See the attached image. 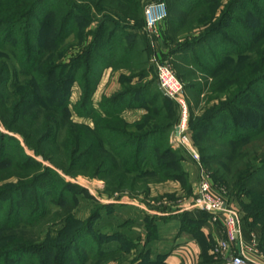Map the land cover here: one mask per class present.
I'll list each match as a JSON object with an SVG mask.
<instances>
[{
  "label": "trees",
  "instance_id": "1",
  "mask_svg": "<svg viewBox=\"0 0 264 264\" xmlns=\"http://www.w3.org/2000/svg\"><path fill=\"white\" fill-rule=\"evenodd\" d=\"M102 1L115 4L127 20H144L145 0H0V123L7 130H0V172L24 179L43 169L30 181L0 189V235L9 238L0 244V264H71L74 243L89 237L85 227L82 234L78 230L63 243L36 244L25 239L22 232L38 227L47 211L48 200L40 193L50 195L58 204L65 198L59 187L65 182L57 178L53 168L42 167L34 156L28 155L25 147L69 176L84 174L89 164L93 166L90 177L101 180H107L110 174L129 180L131 174L129 189L138 192L148 190V183H136L146 178H152L153 183L182 181L186 177L180 166V151H174L169 144L174 122L164 105L156 100L145 103L144 99L143 103L132 105L145 109V113L133 124L136 129L128 131L130 126L121 116L124 107L119 103L129 91L103 98L97 109L93 106L98 69L116 66L118 63L112 59L120 48L118 56L125 62L135 47L133 40L127 42L131 34L124 29L129 26L103 11L99 7ZM222 1L166 0L170 31L184 25L195 12L214 6L205 22L208 26L199 37L182 45L178 56L191 53L184 60L187 66L195 67L203 79L210 77L212 86L220 87L218 104L191 126L204 136H194L201 164H214L211 169L218 180L225 176L224 172L219 174L222 167L230 174L226 170L229 157L238 155L247 144L264 141V0H227L220 10ZM91 11L103 15L89 32L93 39L85 54L62 61L57 48L80 27L84 30L89 25ZM76 17L81 19L79 25ZM211 41L210 46H205ZM196 50L201 55L192 53ZM74 83L79 85L81 95L71 105ZM202 86L193 83L186 89L201 92ZM159 91L158 101H169L160 88ZM74 116L90 120L93 126L75 122ZM143 125L146 126L140 128ZM247 167L234 179L237 195L259 192L264 198V145L259 164ZM51 175L57 181L48 182ZM248 206L251 212L246 217L256 220L264 215ZM100 250L92 261L119 252ZM80 260L78 264L88 261ZM136 264L161 261L152 263L143 258Z\"/></svg>",
  "mask_w": 264,
  "mask_h": 264
},
{
  "label": "rangeland",
  "instance_id": "2",
  "mask_svg": "<svg viewBox=\"0 0 264 264\" xmlns=\"http://www.w3.org/2000/svg\"><path fill=\"white\" fill-rule=\"evenodd\" d=\"M153 1L155 0H145L143 17L145 7L148 3ZM156 1L163 2L166 7V0ZM226 3L227 0L221 2L220 10L223 9V6ZM99 7L101 9L103 8V11L116 15L118 20L129 26L124 29L131 34L128 37L127 42H132L133 40V42H135V47L133 49L134 53H132L131 57L128 60H125V62L120 61L121 58L118 56L120 50H122V48H120L117 56H114L112 59L113 62L118 63L116 66L98 69L99 79L92 96L93 106L97 109L98 103L103 98H110L114 94L129 91V95L119 103V105H123L124 107L121 114L122 118L123 112L126 111L130 113V115L127 113V118H123L130 126L126 129L128 131L136 129L133 124L138 122L141 118L133 119L135 117H132V114L136 116L135 109H142L145 111L143 108H135V106L133 107L132 105H137L144 101L145 103L152 102L153 100H156L159 105H164L165 111L171 115L174 122L169 135V144L174 151H180V166L186 177L184 175L185 178H183L182 181L173 180L153 183H151L153 180L152 178H146L137 181L136 183L141 186L148 183L146 184L148 190L144 191L145 189H142L138 192V190L135 191L129 189V185L132 182V178H130V176H132L131 174L128 176L129 180L124 179L123 181L121 178H117L114 174H110L107 180L90 177L92 176L90 175L92 173V164H89L84 174L69 176L63 173L61 169L54 167L50 162L41 157H36L33 151L25 147L22 139L18 136L17 138H19L25 147L28 155L34 156L37 161L41 163L42 167L49 166L53 168L58 174L57 178L65 182L63 183L65 185L61 184L59 186L60 190L65 193V198L63 199L65 203H55L52 201L50 195H48V198L46 194L40 193V197L48 200L47 211L43 214V221L38 227L33 229L26 228L22 232L25 239L36 244L49 242L63 243L66 241L68 235H71L78 230L80 231V234H82L84 230L83 228L86 227V231L88 232L87 235L89 237H82L79 241L74 243L72 253L74 260L71 264H78V262L81 261L80 259H88L85 264H133L132 252H135L138 249L144 250L145 246L137 245L135 232L129 230L132 222L127 220L123 223V221L126 219V216L138 219L140 216V210H138V207H122L118 202L126 201V199H128L134 203L138 202L141 204V207H144V209L156 208L157 210H163V212L171 214L175 212V208L179 209L187 204L188 208L192 207L191 204L194 198L195 185L194 187L192 186L189 176L186 173V168L189 166H195L198 168L199 172L204 170L208 175H211L209 178L212 182L213 191L224 194L226 198H228L229 204L233 206L239 216L246 217L248 212H251L250 207L248 206L249 204L251 207H255L257 212L264 213V198L258 195L259 192H253L251 196L237 195V186L235 185L237 181H234L235 177H239L242 171H247V166L250 165L253 167L259 164L264 141L258 140L245 145L240 153L235 155L232 159L228 156L230 162L228 163L229 165L226 170H228L230 174L227 175L224 168L221 166L222 168L220 169L221 171L219 174L222 175L224 172L225 176L224 179H219L220 181L213 175V170L211 168L215 166L214 164L211 165V167H205L201 164L202 157L195 144V134H198L202 139H204V136H202V131H196L192 129L191 126L192 124L199 122L200 118L208 116V113L207 115H204L206 111L208 112L209 109H213V107L218 104L219 95L217 90H219L220 87L215 85H213V87V81H211L210 77L205 80L202 75L196 71L197 69H195V67L187 66L184 60L185 58H189L192 54L189 53L178 56L180 55L178 49L185 43L187 44L200 36L205 27L208 26L205 22L208 19L210 10L214 8V6H210L208 9L206 8V10L202 9L197 13L195 12L187 18L184 25L178 27L176 30L174 29V31L169 30V12L167 11V7L165 20L151 31L145 26V17L143 22L127 20L124 18L123 13H121L122 11H120L115 4H109L108 1H102ZM77 12L84 16L87 15V12L84 10L78 9ZM218 13L219 11L217 12V15ZM89 14L93 16L89 25L84 30L80 27L76 30V33L71 34L63 44L57 48L56 52L62 56V61L68 62L72 58L85 54L86 48L93 39V35L89 34V32L96 28L103 15V13L98 14L93 13V11ZM89 14L88 16H90ZM76 19V24L79 25L81 19L78 17H76ZM136 20H138V18ZM214 40L215 39H212V41ZM212 41L208 42L205 46H210ZM125 44L127 43H124L123 47L126 48ZM192 53L195 56L201 55L200 50H196ZM162 62L169 64L177 78L182 83L183 90L180 98L184 99L187 107V127L185 132L186 143L182 142L180 144V142L175 141L173 139L174 137H172L174 127L183 122L184 109L182 104L172 99L165 101L160 98L158 101V92L160 91L157 83V65ZM193 83L204 84V86H202L203 90H200L201 92L187 90L186 86H191ZM80 95V87L77 83H74L71 87L69 99L71 105H74L79 100ZM221 96L222 99L225 98V95ZM140 99L142 100L139 101ZM73 120L78 123H85L89 127L93 126L92 122L88 119H80L74 116ZM145 126L146 125L140 126V128ZM0 130L7 131L1 123ZM199 132L202 134L199 135ZM171 139L172 142L170 141ZM50 146L52 150H57L56 146ZM191 149L196 151L197 156L199 157L198 160L192 155ZM223 149L225 153H230L227 148ZM59 160L63 162L62 165L65 163L62 157H60ZM42 171V168L40 170H35L24 179H17L16 177H11V175H5L4 172L1 171L0 189L20 183L19 181L22 180L23 183L30 181L35 174H40ZM47 180L48 182L57 181L54 175L48 177ZM196 183L198 184L197 181L195 184ZM149 192H151V194L148 197ZM30 197L31 194L30 196L28 195L27 199ZM191 211L195 212L196 210L191 209ZM189 215L190 214L182 215V223L185 224V226L188 225V227L195 229L197 225L188 219ZM256 220L264 221V215L256 218ZM144 221H149V219L147 218L146 220L145 217ZM15 235L16 234H13V236ZM6 240H9L8 236L6 237L4 234L0 235V244ZM6 245H8V243ZM100 249H102V251L107 250V253L111 251L119 252L115 255L107 254L99 261H92L91 258H94V255L101 251ZM218 262L229 264L230 256H217L211 253L210 261L206 264H218Z\"/></svg>",
  "mask_w": 264,
  "mask_h": 264
},
{
  "label": "crops",
  "instance_id": "3",
  "mask_svg": "<svg viewBox=\"0 0 264 264\" xmlns=\"http://www.w3.org/2000/svg\"><path fill=\"white\" fill-rule=\"evenodd\" d=\"M144 112L142 109H135L136 116L132 114V117H135L133 119H139ZM127 113L129 112H123L124 119L127 118ZM170 141L172 142V139ZM186 169L192 186L195 185V195L197 186L195 182L200 179L201 172L195 166H189ZM150 194L151 192L148 197ZM118 204L122 207H138L140 210L138 219L126 216L123 221V223L127 220L132 222L129 230L135 232L137 245L145 246L144 250L138 249L132 252V261L135 264L143 258L152 263L161 261V264H206L210 261L214 244L224 237L221 222H213L209 213L199 211L194 207L188 208V204L179 209L175 208L172 214L156 208L144 209L138 202L134 203L128 199ZM191 209L196 211H191ZM184 214H190L188 219L197 225L195 229L182 223ZM145 217L149 221H144ZM240 225L243 245H236L237 250L252 260H264V221L240 216ZM253 238L256 246L253 245ZM218 264H224V262H218Z\"/></svg>",
  "mask_w": 264,
  "mask_h": 264
},
{
  "label": "built area",
  "instance_id": "4",
  "mask_svg": "<svg viewBox=\"0 0 264 264\" xmlns=\"http://www.w3.org/2000/svg\"><path fill=\"white\" fill-rule=\"evenodd\" d=\"M145 26L148 30H154L166 18V7L163 2L156 0L148 3L144 12ZM157 83L164 95L182 104L184 112L180 124L174 127L172 137L175 141L186 143V114L187 107L183 98H180L183 87L169 64L162 62L157 65ZM184 140V141H183ZM192 155L198 160L195 150L191 149ZM192 207L199 211L209 213L213 222H221L224 230L223 239L216 242L212 254L217 256H230L229 264H264V260L256 261L247 257L236 245H243V236L238 212L229 204L228 198L222 193L213 191L209 175L201 170L200 179L197 184ZM253 245L256 246L254 238ZM253 246V247H254Z\"/></svg>",
  "mask_w": 264,
  "mask_h": 264
},
{
  "label": "water",
  "instance_id": "5",
  "mask_svg": "<svg viewBox=\"0 0 264 264\" xmlns=\"http://www.w3.org/2000/svg\"><path fill=\"white\" fill-rule=\"evenodd\" d=\"M158 87H159V85H158ZM163 93V92H162ZM164 94V93H163Z\"/></svg>",
  "mask_w": 264,
  "mask_h": 264
}]
</instances>
